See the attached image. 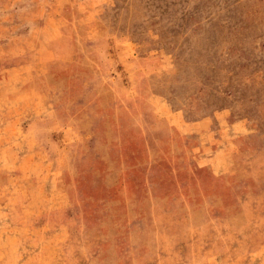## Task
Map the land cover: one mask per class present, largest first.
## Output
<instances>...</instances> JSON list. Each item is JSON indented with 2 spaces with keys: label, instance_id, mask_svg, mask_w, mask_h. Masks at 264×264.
Returning a JSON list of instances; mask_svg holds the SVG:
<instances>
[{
  "label": "rangeland",
  "instance_id": "1",
  "mask_svg": "<svg viewBox=\"0 0 264 264\" xmlns=\"http://www.w3.org/2000/svg\"><path fill=\"white\" fill-rule=\"evenodd\" d=\"M0 264H264V0H0Z\"/></svg>",
  "mask_w": 264,
  "mask_h": 264
}]
</instances>
